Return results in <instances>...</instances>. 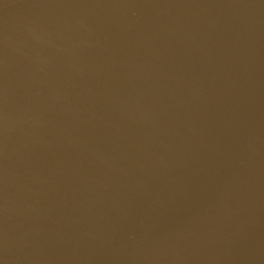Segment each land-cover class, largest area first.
Here are the masks:
<instances>
[{"label": "water", "instance_id": "1", "mask_svg": "<svg viewBox=\"0 0 264 264\" xmlns=\"http://www.w3.org/2000/svg\"><path fill=\"white\" fill-rule=\"evenodd\" d=\"M2 264H264V0H0Z\"/></svg>", "mask_w": 264, "mask_h": 264}, {"label": "snow or ice", "instance_id": "2", "mask_svg": "<svg viewBox=\"0 0 264 264\" xmlns=\"http://www.w3.org/2000/svg\"><path fill=\"white\" fill-rule=\"evenodd\" d=\"M0 264H2V261H0Z\"/></svg>", "mask_w": 264, "mask_h": 264}]
</instances>
